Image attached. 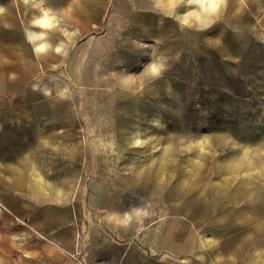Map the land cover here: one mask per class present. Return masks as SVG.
Instances as JSON below:
<instances>
[{"label": "rangeland", "instance_id": "obj_1", "mask_svg": "<svg viewBox=\"0 0 264 264\" xmlns=\"http://www.w3.org/2000/svg\"><path fill=\"white\" fill-rule=\"evenodd\" d=\"M184 4L0 0V264H264V0Z\"/></svg>", "mask_w": 264, "mask_h": 264}, {"label": "bare ground", "instance_id": "obj_2", "mask_svg": "<svg viewBox=\"0 0 264 264\" xmlns=\"http://www.w3.org/2000/svg\"><path fill=\"white\" fill-rule=\"evenodd\" d=\"M168 1H172V0H168ZM221 0H184V5L186 6L185 7V10L186 11H188V13L191 11L192 13H195V15L200 19V21L202 22V23H204V24H206V23H208L210 20H209V18H208V16H209V14H210V12L213 10H215L216 9V7H217V5L219 4V2H220ZM195 3H198L199 4V6H200V8H201V11H203V13H204V15H202L203 13L201 12V11H197L196 9H191L190 7L191 6H194L195 5ZM38 4H40V3H38ZM213 5H215L214 7H213ZM40 14L38 15V16H36L33 20H32V22H34L36 19H42V18H44L45 16H47V18L50 20V22L53 24V27H55L56 26V20L54 19V17H53V15L49 12V9L47 8V7H41L40 8ZM35 27H38V26H36L35 25ZM52 27V28H53ZM39 28V27H38ZM41 31H39V32H43V31H45V30H48V29H41V28H39ZM39 32H32L31 34H30V36L33 34V33H39ZM40 43H46L47 44V42H45V41H39V42H37L36 44H34V47H35V49H37L38 48V45L40 44ZM48 45V44H47ZM61 44H58V46H57V48H56V50L57 49H59V50H61V46H60ZM153 68H156V66H153ZM48 90V88H45V91H47Z\"/></svg>", "mask_w": 264, "mask_h": 264}, {"label": "clouds", "instance_id": "obj_3", "mask_svg": "<svg viewBox=\"0 0 264 264\" xmlns=\"http://www.w3.org/2000/svg\"><path fill=\"white\" fill-rule=\"evenodd\" d=\"M215 5H213L214 7ZM34 25L38 26L41 29H50L53 27V24L50 22V20L45 16L42 19H36L34 22ZM30 41H42L45 39V33L44 32H39V33H33L29 37ZM48 45L46 43H40L38 45V48L36 49L37 51H44ZM59 51V49H57Z\"/></svg>", "mask_w": 264, "mask_h": 264}, {"label": "snow or ice", "instance_id": "obj_4", "mask_svg": "<svg viewBox=\"0 0 264 264\" xmlns=\"http://www.w3.org/2000/svg\"><path fill=\"white\" fill-rule=\"evenodd\" d=\"M153 71H155V69H153Z\"/></svg>", "mask_w": 264, "mask_h": 264}]
</instances>
